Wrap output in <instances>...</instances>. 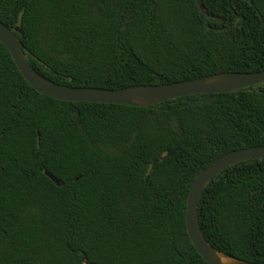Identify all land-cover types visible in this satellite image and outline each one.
Segmentation results:
<instances>
[{
	"label": "trees",
	"instance_id": "obj_1",
	"mask_svg": "<svg viewBox=\"0 0 264 264\" xmlns=\"http://www.w3.org/2000/svg\"><path fill=\"white\" fill-rule=\"evenodd\" d=\"M0 0L31 66L121 88L264 69V0ZM264 145V83L149 107L33 89L0 42V264H207L186 226L197 173ZM59 181L57 184L48 174ZM202 234L264 263V158L204 188Z\"/></svg>",
	"mask_w": 264,
	"mask_h": 264
},
{
	"label": "water",
	"instance_id": "obj_2",
	"mask_svg": "<svg viewBox=\"0 0 264 264\" xmlns=\"http://www.w3.org/2000/svg\"><path fill=\"white\" fill-rule=\"evenodd\" d=\"M198 6L207 14L199 0ZM19 31V26L10 28L0 20V42L11 54L23 78L37 92L55 99L149 107L167 99L188 94L231 92L264 83V69H261L222 71L170 83L130 85L121 88L62 84L45 77L31 66L23 45L15 33ZM255 158H264V145H251L230 150L201 169L191 183L187 195L185 226L195 249L207 264H264L227 255L216 249L202 234L197 217L198 201L209 181L229 165ZM46 174L59 184V181L51 174L48 172Z\"/></svg>",
	"mask_w": 264,
	"mask_h": 264
}]
</instances>
